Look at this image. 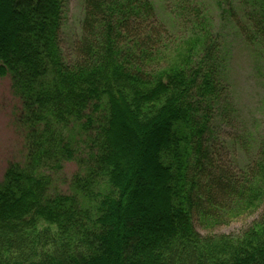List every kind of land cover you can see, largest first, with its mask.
<instances>
[{
    "label": "trees",
    "instance_id": "obj_1",
    "mask_svg": "<svg viewBox=\"0 0 264 264\" xmlns=\"http://www.w3.org/2000/svg\"><path fill=\"white\" fill-rule=\"evenodd\" d=\"M67 1L0 0V77L29 136L26 165L0 182V264H264V217L234 238L194 227L264 204V138L243 169L218 161L226 59L196 0H177L179 25L196 29L184 39L163 35L150 0H84L70 58ZM216 2L264 53V0ZM69 162L78 172L53 189Z\"/></svg>",
    "mask_w": 264,
    "mask_h": 264
},
{
    "label": "rangeland",
    "instance_id": "obj_2",
    "mask_svg": "<svg viewBox=\"0 0 264 264\" xmlns=\"http://www.w3.org/2000/svg\"><path fill=\"white\" fill-rule=\"evenodd\" d=\"M241 0H236V6ZM156 21L164 29V36L176 34L188 38L196 29L179 25L177 0H150ZM194 6L203 11L213 33L220 37L226 59L227 97L231 108L221 112L212 127L214 147L220 152L218 161L229 171L236 172L247 166L256 155L255 147L264 138V53L244 42L232 21L221 14L216 0H196ZM84 0H68L62 17L60 48L67 58L81 36ZM26 113L21 98L12 88L10 76L0 77V182L10 164L25 166L29 140L24 125ZM81 165V164H80ZM82 167V165H81ZM79 170L77 162L63 165L53 175V189L65 192L73 175ZM264 217V204L252 215L226 225L205 229L194 220L201 236H241Z\"/></svg>",
    "mask_w": 264,
    "mask_h": 264
}]
</instances>
